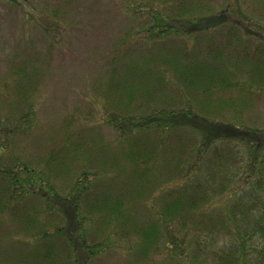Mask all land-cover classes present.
Returning a JSON list of instances; mask_svg holds the SVG:
<instances>
[{"label":"trees","instance_id":"obj_1","mask_svg":"<svg viewBox=\"0 0 264 264\" xmlns=\"http://www.w3.org/2000/svg\"><path fill=\"white\" fill-rule=\"evenodd\" d=\"M170 1L125 0L138 37L119 43L94 99L117 145L79 142L61 163L0 161V224L8 214L32 241L8 264L112 251L138 264H264V125L247 122L248 95L264 93V38L248 36L261 25L229 5ZM38 73L14 62L2 82L15 107L0 118L6 142L34 125Z\"/></svg>","mask_w":264,"mask_h":264},{"label":"rangeland","instance_id":"obj_2","mask_svg":"<svg viewBox=\"0 0 264 264\" xmlns=\"http://www.w3.org/2000/svg\"><path fill=\"white\" fill-rule=\"evenodd\" d=\"M175 2L170 1L171 5ZM208 2L218 9L229 5L243 22L245 17L259 21L261 27L251 22L248 36L255 42L264 38V0ZM124 4L125 0H0V118L10 117L15 111L14 98L9 93L12 82L9 81L11 89L2 84L11 78L12 64H27L39 72L32 80L39 99L34 125L26 132L17 129L9 142L4 132L0 134V144L8 146L0 153L1 162L11 164L19 159L40 165L55 153L56 161L61 163L64 148L79 142L84 147L85 142L103 139L117 145L115 131L98 114L94 99L95 87L119 43L138 37L137 18L127 9L129 4ZM248 98L251 104L247 122L263 126L264 93L251 92ZM182 133V138L190 137ZM93 163L97 164L95 160ZM72 173L69 178L74 176ZM70 184V179L58 180L59 188ZM1 221L0 264H8L32 241L17 233L21 227L8 214ZM88 264L138 263L129 254L112 251Z\"/></svg>","mask_w":264,"mask_h":264}]
</instances>
